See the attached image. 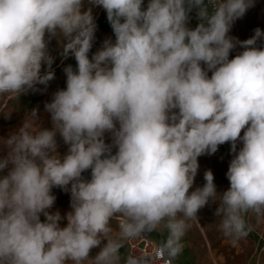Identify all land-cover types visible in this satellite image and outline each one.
Listing matches in <instances>:
<instances>
[{"label": "clouds", "instance_id": "clouds-1", "mask_svg": "<svg viewBox=\"0 0 264 264\" xmlns=\"http://www.w3.org/2000/svg\"><path fill=\"white\" fill-rule=\"evenodd\" d=\"M90 3L115 36L91 58L97 24L83 0H0V94L19 98L54 79L46 36L65 38L62 55L76 61L45 105L51 127L34 109L0 140V264H176L209 202L237 246L264 221V31L229 35L254 0ZM225 143L228 189L218 192L208 170L192 190L198 158ZM54 187L70 192L65 217L48 211ZM153 233L162 238L149 251L141 245Z\"/></svg>", "mask_w": 264, "mask_h": 264}, {"label": "rangeland", "instance_id": "rangeland-1", "mask_svg": "<svg viewBox=\"0 0 264 264\" xmlns=\"http://www.w3.org/2000/svg\"><path fill=\"white\" fill-rule=\"evenodd\" d=\"M148 0H144L145 6ZM92 9V14L97 24L95 33V41L89 53L91 58L98 49L101 48L106 39L115 40L114 33L107 20L106 11L101 6H95L90 3V0H83L82 11ZM189 27L195 28L198 20L195 15V10L190 13ZM260 28L264 31V0H254V6L249 8L242 18L237 19L231 28L230 36L237 38L240 41L251 38L254 35V30ZM47 55L52 58L51 71L54 72V79L49 81L48 85H37L40 91H29L27 94H22L19 98L11 94H0V140L9 138L16 133L22 126L26 115L36 110L35 119L41 126L50 128L51 120L50 113L46 111L45 105L50 103L54 94L66 88V75L63 69L72 65L76 68L74 57L65 58L63 47L67 43L63 37H47ZM257 47H264V38L257 42ZM243 51L239 45L230 53V59ZM46 62H42V74L48 71ZM211 76V72H209ZM118 127V124H117ZM243 135V133H241ZM104 139L106 143L112 142V133L105 132ZM58 153L63 158L67 154L68 146L65 145L62 139L57 137ZM241 145L238 143L237 147ZM116 149H113L115 153ZM4 153L0 152V155ZM231 152V144L225 143L220 145L218 151L214 154L202 155L198 158L199 169L195 177L193 189L202 187L205 183L204 173L210 170L214 175V183L218 192H223L228 189L229 181L226 177V172L229 163L233 158ZM7 173L5 170L4 175ZM86 178H90V171L83 174ZM52 195L56 197L55 203L49 212L55 213L59 211L62 217L71 211L70 192L54 187ZM218 205L209 202L203 209L198 212V220L191 221V228L183 238L185 245L182 255L176 261V264H264V221L257 225L249 236L240 241L237 246H233L223 234L218 231L217 225L219 218L214 215ZM45 218L41 215V220ZM253 223H255L253 221ZM67 224L66 219L60 221V226L64 227ZM152 237L158 241L162 238L159 233H153ZM99 248L93 249L91 255H95Z\"/></svg>", "mask_w": 264, "mask_h": 264}, {"label": "built area", "instance_id": "built-area-1", "mask_svg": "<svg viewBox=\"0 0 264 264\" xmlns=\"http://www.w3.org/2000/svg\"><path fill=\"white\" fill-rule=\"evenodd\" d=\"M151 240H152V243L141 245V247H145V248H147L150 251L153 247H155V242H156V240L153 237H151ZM130 248L133 251H135L136 250V243L135 242H131Z\"/></svg>", "mask_w": 264, "mask_h": 264}]
</instances>
